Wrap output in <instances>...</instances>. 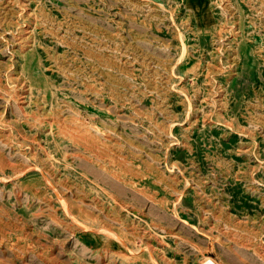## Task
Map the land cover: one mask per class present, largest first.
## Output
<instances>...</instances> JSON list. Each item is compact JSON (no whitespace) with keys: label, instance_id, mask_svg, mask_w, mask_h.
Instances as JSON below:
<instances>
[{"label":"rangeland","instance_id":"1","mask_svg":"<svg viewBox=\"0 0 264 264\" xmlns=\"http://www.w3.org/2000/svg\"><path fill=\"white\" fill-rule=\"evenodd\" d=\"M208 257L264 264V0H0V264Z\"/></svg>","mask_w":264,"mask_h":264},{"label":"bare ground","instance_id":"2","mask_svg":"<svg viewBox=\"0 0 264 264\" xmlns=\"http://www.w3.org/2000/svg\"><path fill=\"white\" fill-rule=\"evenodd\" d=\"M69 213V212H68ZM85 225V224H84ZM81 226V225H80ZM87 226V225H86ZM82 227V226H81ZM88 227V226H87ZM84 228V227H83ZM84 229H86V228H84ZM91 229H93L92 227H91ZM103 231L106 233V234H108V235H110L112 238H114V239H119V237L112 231H109L108 229H103ZM120 240V239H119ZM118 240V241H119ZM120 242V241H119ZM123 244H124V242H123Z\"/></svg>","mask_w":264,"mask_h":264},{"label":"built area","instance_id":"3","mask_svg":"<svg viewBox=\"0 0 264 264\" xmlns=\"http://www.w3.org/2000/svg\"><path fill=\"white\" fill-rule=\"evenodd\" d=\"M202 264H216V262L215 261H213L211 258H204L203 260H202Z\"/></svg>","mask_w":264,"mask_h":264}]
</instances>
